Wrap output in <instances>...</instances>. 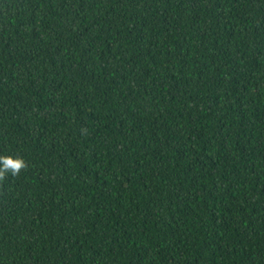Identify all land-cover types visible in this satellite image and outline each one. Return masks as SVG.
Masks as SVG:
<instances>
[{
  "label": "trees",
  "instance_id": "trees-1",
  "mask_svg": "<svg viewBox=\"0 0 264 264\" xmlns=\"http://www.w3.org/2000/svg\"><path fill=\"white\" fill-rule=\"evenodd\" d=\"M0 264H264V0H0Z\"/></svg>",
  "mask_w": 264,
  "mask_h": 264
},
{
  "label": "clouds",
  "instance_id": "clouds-1",
  "mask_svg": "<svg viewBox=\"0 0 264 264\" xmlns=\"http://www.w3.org/2000/svg\"><path fill=\"white\" fill-rule=\"evenodd\" d=\"M27 167V162L22 157L0 155V182H3L9 174L13 177L19 176Z\"/></svg>",
  "mask_w": 264,
  "mask_h": 264
}]
</instances>
